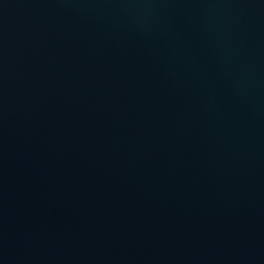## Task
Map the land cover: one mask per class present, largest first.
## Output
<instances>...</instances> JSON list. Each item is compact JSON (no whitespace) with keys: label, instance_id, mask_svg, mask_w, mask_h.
<instances>
[{"label":"water","instance_id":"obj_1","mask_svg":"<svg viewBox=\"0 0 264 264\" xmlns=\"http://www.w3.org/2000/svg\"><path fill=\"white\" fill-rule=\"evenodd\" d=\"M0 264H264V0H0Z\"/></svg>","mask_w":264,"mask_h":264}]
</instances>
